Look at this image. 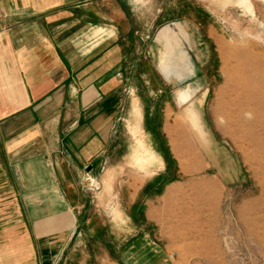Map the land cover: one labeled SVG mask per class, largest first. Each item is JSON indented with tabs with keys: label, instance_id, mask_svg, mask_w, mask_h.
<instances>
[{
	"label": "rangeland",
	"instance_id": "obj_1",
	"mask_svg": "<svg viewBox=\"0 0 264 264\" xmlns=\"http://www.w3.org/2000/svg\"><path fill=\"white\" fill-rule=\"evenodd\" d=\"M165 1L131 44V88L102 179L118 227L103 247L122 264L128 255L140 264H264V0ZM89 183L94 194L101 183ZM138 185L141 207L128 222ZM129 231L152 242L156 260L141 242L130 250L140 234Z\"/></svg>",
	"mask_w": 264,
	"mask_h": 264
},
{
	"label": "crops",
	"instance_id": "obj_2",
	"mask_svg": "<svg viewBox=\"0 0 264 264\" xmlns=\"http://www.w3.org/2000/svg\"><path fill=\"white\" fill-rule=\"evenodd\" d=\"M157 2L0 0V264L124 263L102 244L118 227L102 179L131 88V44L162 16ZM141 190L133 186L127 221ZM134 235L130 250L143 243L156 260ZM133 258L125 264H140Z\"/></svg>",
	"mask_w": 264,
	"mask_h": 264
},
{
	"label": "bare ground",
	"instance_id": "obj_3",
	"mask_svg": "<svg viewBox=\"0 0 264 264\" xmlns=\"http://www.w3.org/2000/svg\"><path fill=\"white\" fill-rule=\"evenodd\" d=\"M91 186H94V188H97V184H95V183H94V184H92Z\"/></svg>",
	"mask_w": 264,
	"mask_h": 264
},
{
	"label": "built area",
	"instance_id": "obj_4",
	"mask_svg": "<svg viewBox=\"0 0 264 264\" xmlns=\"http://www.w3.org/2000/svg\"><path fill=\"white\" fill-rule=\"evenodd\" d=\"M92 184H90V186H91ZM92 187H94V186H92Z\"/></svg>",
	"mask_w": 264,
	"mask_h": 264
}]
</instances>
